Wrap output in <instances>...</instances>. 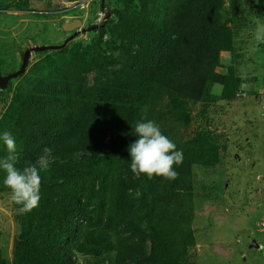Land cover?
Segmentation results:
<instances>
[{"label": "trees", "instance_id": "1", "mask_svg": "<svg viewBox=\"0 0 264 264\" xmlns=\"http://www.w3.org/2000/svg\"><path fill=\"white\" fill-rule=\"evenodd\" d=\"M249 1L141 0L137 11L114 8L116 21L102 23L91 53L76 45L15 77L0 135L15 137L18 167L35 163L45 147L51 163L40 173L39 206L20 215L12 264H197L190 255L194 166L216 167L223 146L211 129L185 131L197 105L205 113L239 96L236 65L218 68L223 52L236 55ZM144 108L183 151L174 181L131 171L128 148ZM6 154L0 141V158ZM4 177L0 170V187L9 190ZM6 244L0 231V264L9 261Z\"/></svg>", "mask_w": 264, "mask_h": 264}, {"label": "rangeland", "instance_id": "2", "mask_svg": "<svg viewBox=\"0 0 264 264\" xmlns=\"http://www.w3.org/2000/svg\"><path fill=\"white\" fill-rule=\"evenodd\" d=\"M141 0H0V72L20 69L26 49L62 45L74 32L65 21L81 19L76 38L64 48L32 51L26 68H46L58 56L71 55L74 46L91 53L102 23L115 22L114 8L139 10ZM229 24L232 20L229 18ZM104 23V25H105ZM264 25V0H250L237 31L236 55L222 53L219 71L234 63L243 84L239 96L220 100L202 112L193 108L187 136L211 129L223 146L214 168L194 166V229L196 244L190 250L197 264H264V43L254 32ZM96 26V29L92 27ZM104 36L101 52L106 51ZM93 74H90V79ZM21 79V78H20ZM20 79L13 78L0 92V120ZM10 190L0 187V231L7 241L8 264L20 233V214ZM257 244V246H255ZM81 264H87L80 258Z\"/></svg>", "mask_w": 264, "mask_h": 264}, {"label": "clouds", "instance_id": "3", "mask_svg": "<svg viewBox=\"0 0 264 264\" xmlns=\"http://www.w3.org/2000/svg\"><path fill=\"white\" fill-rule=\"evenodd\" d=\"M175 39L173 35L170 37ZM257 43H264V25H258L254 32ZM144 116L136 123L133 133L137 139L129 145L131 156L130 168L133 174L147 175L149 179L156 176L165 180L174 181L179 173L174 166L182 164L184 155L182 150H177L176 144L161 131L159 124L147 119V108L142 110ZM0 141L6 146V155L0 158V170L5 177L3 184L10 190V199L21 207L18 214L30 213L39 206L41 200V172L49 169L51 149L45 147L44 155L39 156L35 163H29L20 168V153L15 137L5 131L0 135Z\"/></svg>", "mask_w": 264, "mask_h": 264}, {"label": "water", "instance_id": "4", "mask_svg": "<svg viewBox=\"0 0 264 264\" xmlns=\"http://www.w3.org/2000/svg\"><path fill=\"white\" fill-rule=\"evenodd\" d=\"M63 27L65 30L67 31H74V33L72 35H70L65 42L62 45H40V46H36L34 48H28L26 49L25 53H24V58L22 61V65L20 67L19 70L9 73L7 75H1L0 73V88L1 89H6L8 87V84L10 82L11 79L19 76L20 74L24 73L26 71L27 65H28V61L30 58V54L32 51H43L45 49H58L61 48L63 46H66V44L77 37L78 35V29L79 27H81L83 25V21L81 19H74L72 21H65L63 24ZM97 28L96 26L92 27V29ZM255 246H257V244H255Z\"/></svg>", "mask_w": 264, "mask_h": 264}, {"label": "flooded vegetation", "instance_id": "5", "mask_svg": "<svg viewBox=\"0 0 264 264\" xmlns=\"http://www.w3.org/2000/svg\"><path fill=\"white\" fill-rule=\"evenodd\" d=\"M72 32H74V31H72ZM0 73H1V72H0ZM1 75H3V76H4L5 74H2V73H1ZM2 90H5V89H1V88H0V92H1Z\"/></svg>", "mask_w": 264, "mask_h": 264}]
</instances>
